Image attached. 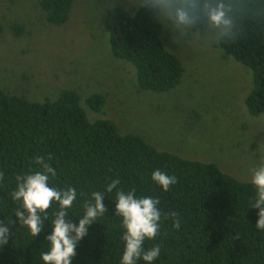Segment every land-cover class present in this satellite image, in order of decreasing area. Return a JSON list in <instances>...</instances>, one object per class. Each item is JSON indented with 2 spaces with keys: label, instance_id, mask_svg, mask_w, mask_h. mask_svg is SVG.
Masks as SVG:
<instances>
[{
  "label": "trees",
  "instance_id": "obj_1",
  "mask_svg": "<svg viewBox=\"0 0 264 264\" xmlns=\"http://www.w3.org/2000/svg\"><path fill=\"white\" fill-rule=\"evenodd\" d=\"M72 3L39 1L45 19L57 25L66 22ZM153 3L112 6L103 26L112 55L134 66L138 86L159 92L180 82L183 66L162 42L160 18L146 10ZM225 3L233 23L230 35H219L217 45L251 70L245 104L257 116L264 113V0ZM21 27L13 26L15 32ZM205 30L198 26L186 33ZM85 105L100 112L103 94L82 97L76 89L63 88L54 99L35 101L0 88V221L15 219L17 205L11 193L16 177L42 170L37 163L42 157L56 171L50 180L53 186L77 189V214L93 191L103 190L113 179L119 180L117 189L157 198L160 229L155 241H145L146 249L160 246L154 264H264V229L255 227L258 209L249 207L255 195L250 181L236 179L213 162L160 150L138 134L121 133L111 119L92 120ZM156 169L176 176L177 182L163 191L151 179ZM114 193L105 195L107 212L78 243L73 264H119L124 241L121 219L113 213ZM70 218L77 219L71 214ZM10 230L8 243L0 246V264H43L40 254L47 250L44 236L51 230L50 222L45 220L37 237L16 223Z\"/></svg>",
  "mask_w": 264,
  "mask_h": 264
},
{
  "label": "rangeland",
  "instance_id": "obj_2",
  "mask_svg": "<svg viewBox=\"0 0 264 264\" xmlns=\"http://www.w3.org/2000/svg\"><path fill=\"white\" fill-rule=\"evenodd\" d=\"M39 1L0 0V88L35 101L54 99L63 88L82 97L102 93L100 112L84 106L90 119H111L121 133L251 181L253 169L264 164V113L248 112L251 70L224 55L218 33L187 35L159 17L162 42L180 59L183 74L172 89L155 92L141 89L134 66L112 55L103 26L108 8L149 0H73L58 25L45 19Z\"/></svg>",
  "mask_w": 264,
  "mask_h": 264
},
{
  "label": "clouds",
  "instance_id": "obj_3",
  "mask_svg": "<svg viewBox=\"0 0 264 264\" xmlns=\"http://www.w3.org/2000/svg\"><path fill=\"white\" fill-rule=\"evenodd\" d=\"M146 10L168 21L177 32L202 26L223 38L230 35L233 23L225 0H154L151 9ZM37 163L42 170L16 177V188L11 193L17 205L13 212L15 219L0 221V246L7 244L12 236L11 223L26 227L32 237H37L48 220L51 230L44 236L47 250L40 254L43 264H73L78 243L89 233L90 226L107 212L105 195L115 190L113 213L121 219L124 241L119 264H138L141 260L144 264H154L160 256V246L154 244L146 249L145 241H155L160 229L161 209L157 198L137 196L135 189H117L119 180L113 179L103 190L93 191L77 214L73 211L77 189L53 186L50 180L56 175L55 169L42 157L37 158ZM151 179L163 191L177 182L176 176L160 169L152 172ZM250 183L255 195L249 207L258 209L255 227L264 229V164L253 169ZM70 214L77 219H71Z\"/></svg>",
  "mask_w": 264,
  "mask_h": 264
}]
</instances>
